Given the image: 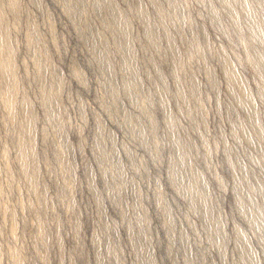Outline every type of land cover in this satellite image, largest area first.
Segmentation results:
<instances>
[{"label":"rangeland","instance_id":"obj_1","mask_svg":"<svg viewBox=\"0 0 264 264\" xmlns=\"http://www.w3.org/2000/svg\"><path fill=\"white\" fill-rule=\"evenodd\" d=\"M228 5L0 0V264H264V0Z\"/></svg>","mask_w":264,"mask_h":264},{"label":"bare ground","instance_id":"obj_2","mask_svg":"<svg viewBox=\"0 0 264 264\" xmlns=\"http://www.w3.org/2000/svg\"><path fill=\"white\" fill-rule=\"evenodd\" d=\"M222 2H223V4H224V6L225 7H229V5H228V0H221ZM244 9H246L247 10V12H248V5H244ZM255 32V34L256 35H259V33L260 32H258V30H254ZM0 43L1 44H3V45H6L7 44V40L4 38V37H2L1 36V34H0ZM3 68H4V71L5 72H8V70H10V68H11V61L8 59V60H5L4 62H3ZM11 80L12 79H7V82L9 83H11ZM238 82L240 83L239 85H240V87H241V90H242V93H243V95H244V102L247 104V105H250V100H249V98H248V96L245 94V90H244V88H243V85H242V83L238 80ZM8 101H10L9 99L7 100V102ZM252 114V113H251ZM27 128L30 130L31 129V123L29 122L28 123V125H27ZM24 159V158H23Z\"/></svg>","mask_w":264,"mask_h":264}]
</instances>
